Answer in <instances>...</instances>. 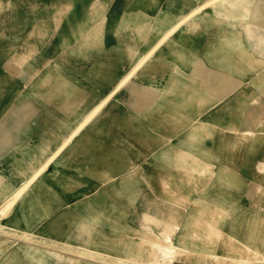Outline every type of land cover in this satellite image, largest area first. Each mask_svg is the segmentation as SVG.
<instances>
[{
  "label": "crops",
  "instance_id": "0c3cea01",
  "mask_svg": "<svg viewBox=\"0 0 264 264\" xmlns=\"http://www.w3.org/2000/svg\"><path fill=\"white\" fill-rule=\"evenodd\" d=\"M32 1L38 8L33 15L27 11L25 0H2L1 3L3 12L10 4L9 26L12 28L7 29L6 36L0 35V41L4 42L0 51L8 54L10 59H24L25 66L22 70L18 68L17 75L12 76L8 69L15 59L10 61L8 58L7 65L4 66L6 60L0 55V71L3 75L17 80L11 82L8 79L1 84L0 104L7 100L8 103L0 108V157L3 155L5 158L8 152L10 158L14 161L17 159L18 179L14 189L18 184L19 188H22L5 212L7 214L11 207L17 204L15 217L5 220V214L0 219V264L4 260L10 264H118L120 260H125L122 255L123 246L118 239L122 230H116L115 236L105 238V234L99 230L100 222L90 220L89 213L86 214L85 204L93 203L97 212H100V207L107 208L113 200L100 197L98 186L94 185L98 183L108 186L113 179L115 183H130L134 179L138 163H145L144 161L147 162V168L151 167V162L153 168L162 167L165 188L161 195L171 197L168 201H184L183 196L185 199H192L196 202L195 207L199 210V215L186 207L175 221L166 217V214L159 217L153 212L135 211L136 227L129 223L126 225L130 237H136L130 241V249L135 247L132 256L139 255L140 249L145 247V254L153 258L157 244L162 243L165 247L171 238L176 243L178 236V246L181 249L188 247L190 251L184 254L187 258L194 257L195 261L203 256V242L209 240L216 254H225L226 258L228 256V264H255L254 260L264 258V171L258 169V164L264 166V147L254 152L250 161L252 163L258 159L253 166L259 173L258 176H242L249 173L245 167L249 153L247 147L240 148L236 153L240 161V176L225 177V180L219 178V182L215 184L231 185L224 188L221 194L219 190L223 186L215 190L214 176L209 177L206 171L208 166L214 168V146H209L212 139L205 140L203 145L189 144L177 134V123L170 124L177 120L200 121L203 120L204 114L200 112L186 116L177 112L170 113V109L166 111L167 97L164 93L165 88L171 87V82L167 81L169 71L174 69L172 72L184 74L180 78L181 82L176 83L178 86L184 81L182 78H188L187 74L191 75L192 70L187 68L189 64L195 65L190 68H195L196 76L198 72H202V65L198 66L197 63L203 54L202 41L214 35L209 34L214 32V11L210 15L199 17L197 14V18H192L189 13L200 5L189 0L182 1L180 10L173 9L176 0H141L135 3L130 1V4H118V1L112 3L113 0ZM44 6L49 9L54 25L50 37L46 39L52 44L50 56L53 59L47 69L43 70L41 64L37 65L40 70H36L32 69L34 65L31 64L39 59V56H34V60H30V72L27 75V61L21 51L15 49L17 44H10L15 43V40L20 41L21 38L25 39L24 35L30 34V39L39 41V44L35 43L34 50L42 51V36H37V19L44 16ZM139 8L154 13L149 24L150 30L145 34L142 43L139 41L144 34L140 36L137 32H131L132 27H127V32H116L113 27L118 25L116 21L119 13L127 16L134 14L135 16L130 18L137 20ZM247 9L248 12L258 10L262 13L264 1L237 0L236 6H231L230 11L225 13L227 20L232 19L240 10ZM184 13L188 16L176 24L177 19ZM29 17L32 19L26 24ZM197 19L204 23L206 31L193 33L192 24H195ZM15 20H18V23H15ZM227 20L222 24L224 27ZM258 20L264 21V17L260 14ZM173 23L177 28L165 37L170 38V42H166L165 38L161 39L162 34L158 30L168 24L164 27L166 29ZM26 25L30 26L29 29ZM199 28L201 29V26ZM59 41L63 42L61 46L56 45ZM74 51L77 54L72 55ZM145 53L147 56L140 66L131 73L128 80L116 88V83ZM61 60L69 70L80 77L62 71L59 68ZM34 73L36 76L32 83L27 85L28 87L25 86L29 81L28 77H32ZM200 74L198 73L199 76ZM16 87H19V90L14 95L13 90ZM25 87L27 88L24 90ZM113 89L115 91H112ZM259 94V99L251 96L253 100L249 102L251 104H248V107L254 106L251 115L253 118L261 117L259 120L262 122L264 92ZM102 98L104 99L101 100ZM24 99H30L26 102L30 107L23 108V105H26L22 104ZM12 102H15L12 109L5 112ZM199 102L194 105L197 106ZM144 104L145 109L141 108ZM36 105H39V108ZM203 106L214 111V104ZM22 115L27 117L23 124L18 121ZM209 117L214 120V114ZM241 117L240 114L235 119L238 125ZM179 133L181 134L180 130ZM16 137L18 139H14ZM43 138L50 143L49 148ZM151 145L157 147L153 153L149 149ZM143 150L146 152L145 160H142L143 156H139ZM11 153L17 156L12 157ZM207 157L211 158V162L207 161ZM107 168L117 171L114 177L107 172ZM177 191L179 195L176 197ZM130 195L128 202L136 201V196H133V193ZM7 197L3 196L2 201ZM114 200L123 202L120 197H115ZM73 201L81 202L83 208H74ZM128 202L120 205L113 214L115 218L120 219V226L129 215ZM203 204L214 210L205 216L206 218L201 216ZM72 210L76 211L77 215L73 216V220L67 219L64 226L67 227L66 230L61 229L63 217H68ZM142 212L146 213L148 220L151 217L153 220L157 218L162 224L159 227L144 226ZM200 225L204 226V233L200 230ZM69 226L80 228V234L88 230V236L72 242L68 235L61 234L64 231L69 233ZM172 227L176 228L174 235H171L174 231ZM152 228L156 231L150 236L148 234ZM133 231L142 234L136 236ZM92 232L96 234L90 235ZM161 233L164 238H160ZM103 242L105 245H101ZM107 243H110L114 250L110 245H106ZM192 245L194 248L190 247ZM80 249H83V256L79 254ZM90 252L93 255L87 254ZM21 253L27 259L25 262H17L16 256ZM48 253H52V256ZM59 259L66 260L62 262ZM173 261L172 264L185 263L181 260ZM143 262L147 264L146 261ZM186 264H189V261H186Z\"/></svg>",
  "mask_w": 264,
  "mask_h": 264
},
{
  "label": "rangeland",
  "instance_id": "374dc122",
  "mask_svg": "<svg viewBox=\"0 0 264 264\" xmlns=\"http://www.w3.org/2000/svg\"><path fill=\"white\" fill-rule=\"evenodd\" d=\"M25 1H26L27 11L30 14L32 13L33 15L34 12H36V10L38 9L36 4L32 0H25ZM116 1H118V4H123V3L130 4V1L135 3L141 0H113L112 3H115ZM182 1L183 0H176L173 9L180 10L181 5L183 4ZM189 1H192L197 4L199 3L200 5V9L198 10L199 17L205 14L210 15L211 13H213L212 11H214V23H213L214 32L209 33L214 35L208 36L202 41L201 51L203 52V54L201 56V59L198 58L200 60L197 63L198 66L202 65V72H198L201 73L200 76L198 75V73L197 76L196 74H194L195 68L194 69L190 68V66L192 67L195 66L194 64H189V67L187 68L192 70V73L191 75L187 74L188 78H182V80L184 81H182V84L179 86L178 84L181 82L180 78L184 74L182 72H172L174 69H171V71H169V73L167 74L168 76L167 81L169 80L171 82V87L165 88L164 96L167 97V99H165V103L167 107L166 111H169L170 109L172 111L171 113L177 112L182 115L186 114V116L200 112L204 114L203 120L200 121L188 122V121L177 120L170 122V124L172 125L174 122L177 123L178 125L176 127V130H178L177 134L180 135L185 140V142L189 144L195 146L203 145L205 140L212 139L209 146H214V168H210V166H208V169H206V171L208 172L209 177L214 176L215 190H219L220 188L219 186H223L219 190V192L222 194L224 192L223 190L231 187V185H220V183L215 184V182H219L218 181L219 178L225 180V177L240 176V173L238 171L240 168L239 167L240 161H238V157L236 156V153L240 150V148L247 147L249 153V155L247 156L248 157L247 162L245 164V167L249 173L247 175L244 174L242 176L259 175L257 170L255 171L254 169L255 167L253 168L255 162L258 159L252 161V163H250V161L252 159L254 152L264 147V121L260 122L259 119L261 117L260 118L252 117L251 110L252 108H254V106L248 107V104H251L249 102L253 100V98H251L252 95H254L256 99H259L260 98L259 92H264V21L258 20L260 14L261 17H264V12L261 13L258 10H252L248 12V9L244 11L240 10L238 13H236L233 16L232 19L227 20L228 16H226L225 13L230 11L231 6H236L237 0H232V2L231 0H229L228 4L225 6L223 5L222 2H220V0H210V1L207 0L208 2H206V0H189ZM211 1L214 2L211 3ZM1 3L2 0H0V4ZM209 3H211V7ZM9 5L10 4L7 5L4 12L3 9L2 11H0V35L6 36L7 29L12 28V26H9V23H11L10 22L11 7ZM185 9H187V7H185ZM48 10L49 9H47V6H44L43 9L44 16L42 17V19L39 20L37 19L38 21L37 36L39 35L42 36V46H43L42 51L38 49L34 50L35 43L39 44V41L30 39V37L32 36L30 34L24 35L26 36L25 39L21 38L20 41L15 40V43L10 44V46L17 44L15 46V49L20 50L21 53L23 54V57L27 61L25 67L27 70V75H29L30 72V70H28L30 69V64H29L30 60H32L34 56L36 55L39 56L38 57L39 59L37 60L33 59L34 63L31 64L32 66L34 65L32 69L36 68V70H40V68H38L37 65H41V64H43L42 67L44 68L43 70L47 69L50 66L51 61L53 59L50 56V47H52V44L51 42L48 43V41L46 40L48 37H50V34L54 28L53 20ZM132 15L133 17L135 16L134 14H128L127 16V14L120 15L119 13L118 19L116 21L118 22V25H116L115 22L114 23L115 26L113 27L116 28V32H127L126 31L127 27L128 29L132 27L131 32L133 33L137 32L140 36L144 34V36L139 41L142 43L143 39L145 38V34H147V31L150 30L149 24L151 22L154 13L147 12L146 10L139 8L138 17H137L138 19L136 20L135 18H130ZM160 15L161 14H159V16ZM125 17H128V19H126ZM192 18H197V14ZM31 19L32 17H29V19H27L26 21V24ZM132 20H133V25H132ZM225 20H227V22L224 24L226 25L224 27L222 24L223 22H225ZM196 21L197 22L195 24H192L193 33L199 31L201 32L206 31L207 27L205 28L204 23H202L200 19L199 20L197 19ZM14 22L18 23V20H15ZM136 22H138L137 26H136ZM166 25L161 26V28L158 31L161 32L162 29L166 27ZM27 26L29 29L30 26L26 25V27ZM199 26H201V29L199 28ZM39 30H41L40 33ZM165 39L166 42H170L169 41L170 38L167 37ZM62 43L59 41L56 42V45L61 46ZM3 44L4 42L0 41V48L2 47ZM73 54H77V52L74 51V53L72 52V55ZM0 55L1 57L5 58L6 62L4 66H6L9 55L3 54L2 51H0ZM81 55L87 56L86 54H81ZM13 59H10V61L11 60L13 61L11 62L12 64L10 69H8V71L11 72L12 76L17 75L16 72L18 71V68L22 70L25 66L24 59H18L17 57ZM62 61L63 60H61L59 64V68L62 69V71H66V73L69 72L71 76L74 75L76 76L74 72L69 70L67 66L62 63ZM2 76L5 77V79ZM34 76H36L35 73L33 74L32 77L31 76L28 77L29 81L25 86L30 85L32 83ZM77 76H79V74ZM8 79L11 82L14 81L17 82L15 78L5 76L3 75V72L0 71V90L2 88L1 84H4ZM175 84L176 86H174ZM27 87H25L24 90ZM248 87H252V88L250 89ZM18 90L19 87H16L13 90L14 91L13 94L16 95ZM1 96L2 93L0 94V97ZM4 97L6 100L7 99L6 92ZM145 98L146 96L143 97V99ZM11 100L12 99H10V101ZM29 100L30 99L22 100V104L26 103ZM7 101L1 103L0 108H3V106H5L8 103ZM197 101L200 102L198 103L197 106H195L194 104H196ZM14 103L15 102H12L11 105L6 108L5 112L10 111ZM210 103L214 104V111L211 110V108L209 109L208 107L203 106L204 104H210ZM27 106L30 107V105L26 103V105H23V108ZM36 107L39 108V105H36ZM144 107L145 104L142 105L141 108ZM13 112L15 111H12V113ZM211 114H214V120L211 117H209V115ZM240 114L242 117L240 118L238 125V122H236L235 119L238 118ZM26 119L27 117L25 118V116L22 115L20 116V119L18 121L23 124ZM171 128L173 130L175 129L172 126ZM179 130L181 134L179 133ZM213 135H214V139H213ZM17 137L14 139H18ZM43 139L45 140L44 141L45 145L46 146L48 145L47 147L49 148L50 143L49 144L47 143L46 138ZM154 146L155 145H151L149 148L150 150H152L151 153H153V151L157 149V147ZM9 154L10 153L7 152L5 154V158H3V155L0 157V175L3 177L2 181H0L1 183L0 204L3 202L2 201L3 196L7 197L9 193L12 192L15 183L17 182L18 179L17 159L14 161L13 158L9 157ZM145 154L146 152L143 150V153H140L139 156H141V158L143 156L144 158ZM14 155L17 156V154L11 153L12 157ZM142 160H145V158ZM207 161L211 162V158L207 157ZM144 162L145 163L142 162L138 163V168L135 170L136 173H134L135 176L133 174L134 179L130 183H126V184L115 183L113 179L111 180V183L108 184V186L98 183H96L97 185L92 184L94 186H98L97 189H99L98 191H100L101 193L100 197H106L113 200L108 204L107 208L102 209V207H100L101 209L100 212H97L95 210L97 207L93 203H91V205L90 203L85 204L86 207L85 209H87L85 210L86 214L89 213L90 220L100 222L101 225L99 227V230L101 231V233L105 234L104 235L105 238L106 237L110 238L112 236H115L116 230L117 231L122 230V234L118 239L122 243L123 246L122 255L126 259L123 261L120 260L118 264H128V263L143 264L145 263L143 261H146L147 264H172L171 262L173 260L175 261L181 260L185 262V263L177 262L176 264H186V261H189V264H201L202 261L204 262V264L205 263L228 264L226 263V260H228V256L226 258L225 254H221V253L216 254V252H214L215 251L214 246L210 244L211 243L210 240L203 242L204 243L202 248L203 256L200 257L199 260L195 261L196 259L194 257L187 258L188 256L185 255L184 253L186 252L188 253L190 249L188 247L187 248L183 247L184 249H181L178 246V243H180L178 236L176 238L177 241L176 243L172 238L171 241H169L166 238L168 241L165 247L163 246L162 243L157 244L156 247L154 248L155 256L153 258L151 257L149 258L148 255L145 254L146 253L145 247L143 249L142 248L140 249L141 252L139 253V255L137 254L135 256H132L135 247L133 249H130L131 246L130 241L136 239V237H132V238L130 237L129 233L127 232L126 225L129 223L136 227L135 225L136 212H141L142 210H145L147 212L148 211L153 212L159 217H163L166 214L167 216L166 215L165 216L168 217L170 220L173 219L176 221L180 217L183 209L188 207L196 215H199L198 212L199 210L195 207L196 202L192 201V199L188 200L187 198L185 199V197L183 196L182 199H184V201H181L179 199L175 201L174 200L168 201V198L171 197H166L165 195H161L163 193V188H165V181L162 179L163 176L162 167H159V169H157V167L153 168L154 166L151 162L150 165L151 167L147 168L146 167L147 162L146 161ZM49 168L50 170H52V165H50ZM258 169L264 171V166L258 164ZM107 172L114 177L117 171H115L112 168H107ZM189 185L192 186L193 184H189ZM159 192L160 194H158ZM131 193H133V196H136L137 199L135 200L137 202L136 201H132V202L130 201V203L128 202ZM178 195H179V191L175 193L176 197ZM118 196L120 197V200H123V202L114 200L115 197L119 199ZM124 202L129 203L130 211H129V215L125 217L122 226H120L118 225V221L120 219L118 217L115 218L113 214L120 205L122 204L124 205ZM199 203H203V202H199ZM72 204H74V208L75 206H78V209L83 208V204L81 202L79 203L78 201H73ZM205 206L206 205L203 204V208H201V212H202L201 216H203L204 218H206L205 216H207L211 211H214L211 207L209 208ZM17 209H18V205L17 204L13 205L10 211H8V213L6 214L7 217H5V220L15 217V214L17 213ZM75 215H77V212L72 210L71 212H69L68 217L66 218L63 217L61 223V229L66 230L67 227L64 226L67 223V219L69 221L73 220L74 218L73 216ZM154 219L156 221L153 220L152 217L148 220V218L146 217V213L142 212V223L144 226L147 227L148 225H154L155 227H159L162 224L161 221L158 222L157 218ZM204 223L207 224V221L204 220ZM203 227H204L203 225H200L199 227L200 230H202V233H204ZM68 228H70L71 230L69 233H66L64 231L61 234L68 235V239H70L72 242L80 241L82 238L88 236V232H89L88 230H85L87 232L83 231L80 234L78 233L80 228L70 227V226ZM221 228H223V226H221ZM152 229L153 230H150L148 234L150 236H152L153 232L156 231L154 228ZM172 230L174 231L171 233V235H174L176 228L174 227ZM95 234L96 233L92 232L90 235H95ZM138 234H142V233L134 232V235L137 236ZM160 238H164L162 233L160 234ZM222 238H221V242L223 241ZM160 241L163 242L162 240ZM104 242L101 243V245H105ZM106 245H110L111 249L114 250L113 246L110 243H107ZM50 246L51 245L49 244L48 247L50 248ZM190 247L194 248V245ZM180 251L182 253H180ZM51 254L52 253H48V255ZM16 257L18 258L17 262H25L27 260L22 253L19 256L17 255ZM127 258L128 260H130V262L127 261ZM106 259H108V257ZM59 260L65 262L66 259L63 260L59 259ZM254 261L255 264H264V258H257ZM4 263L10 264L9 262H6V260H4L2 264Z\"/></svg>",
  "mask_w": 264,
  "mask_h": 264
},
{
  "label": "bare ground",
  "instance_id": "6f19581e",
  "mask_svg": "<svg viewBox=\"0 0 264 264\" xmlns=\"http://www.w3.org/2000/svg\"><path fill=\"white\" fill-rule=\"evenodd\" d=\"M208 1H210V0H208ZM207 1V2H208ZM220 2H222L223 3V5L225 6V5H227L228 4V0H220ZM231 2H232V0H231ZM222 5V6H223ZM199 8L200 7H198V5H197V8L195 9V10H193V11H191V13H189V16L190 17H193V16H196V14H198V12H196V11H198L199 10ZM2 9H3V7H2V5L0 4V11H2ZM195 11V12H194ZM186 16H188L187 15V13L185 14H183L182 16H181V18L178 20L177 19V23L176 24H178V22H180V21H183L184 19H182V18H185ZM182 19V20H181ZM175 24V25H176ZM174 25V23L173 24H171L170 26H168L166 29H162V31H161V39L162 38H165L167 35H169V34H171V33H173L175 30H176V28H177V25L175 26ZM158 42V41H157ZM156 45V44H155ZM151 49H153V47L151 48ZM150 51V50H149ZM147 52V51H146ZM149 54V53H148ZM146 53L144 54V55H142L141 57H139V59L134 63V65L133 66H131V68L126 72V74L125 75H123V77L119 80V82L118 83H116V88L117 87H120V85L123 83V82H125L126 80H128V78L131 76V73H133V71L135 70V69H137V67L138 66H140V64L144 61V59L146 58ZM147 60V59H146ZM145 60V61H146ZM145 63V62H144ZM160 66V65H159ZM114 88V87H113ZM115 88V89H116ZM150 88V87H149ZM115 89H113L112 91H115ZM118 90V89H117ZM104 98H102L101 100H103ZM101 102V101H100ZM96 106V105H95ZM99 107H100V105H99ZM94 108V107H93ZM89 112V111H88ZM172 111L170 110V113H171ZM89 114V113H88ZM87 114V115H88ZM87 118V117H86ZM83 120V119H82ZM84 120H86V119H84ZM81 121V120H80ZM80 121H79V123H80ZM82 122V121H81ZM213 125V124H212ZM248 133V132H247ZM76 134V133H75ZM63 141V140H62ZM173 141V140H172ZM41 168V167H40ZM40 168L38 169V171L40 170ZM38 177V176H37ZM28 178V177H27ZM36 178V176L34 177V179ZM2 179H3V177L0 175V181H2ZM25 181V180H24ZM32 181H34V180H32ZM21 184V183H20ZM26 187V186H25ZM43 188V187H42ZM22 188L20 187L19 188V184H18V186L15 188V189H13L12 190V192L9 194V196L3 201V203H1L0 204V219L2 218V216L3 215H5L6 213V209L7 208H9L10 207V205L12 204V202L15 200V198H17V196L19 195V193H20V190H21ZM24 190V189H23ZM44 197V196H43ZM0 225H2V222H0ZM93 225V224H92ZM7 231H9V230H7ZM9 234H10V232H9ZM26 234H29V233H26ZM21 235H23V234H21ZM25 235V234H24ZM35 235V234H34ZM26 236V235H25ZM48 239V238H47ZM50 240V239H49ZM156 242V241H155ZM154 243V242H153ZM159 243V242H158ZM171 245V244H170ZM169 246V245H168ZM167 246V247H168ZM80 248H81V246H80ZM174 248V247H173ZM170 249H172V248H170ZM176 249V248H175ZM90 250H92V249H90ZM177 250H179V249H177ZM181 250V249H180ZM86 251V250H85ZM182 251V250H181ZM180 251V252H181ZM171 252V251H170ZM178 252V251H177ZM85 253V252H84ZM102 253V252H101ZM166 253V252H165ZM79 254L81 255V256H83V249H80L79 250ZM87 254H90V255H93L92 254V252H90V253H87ZM96 254V253H95ZM176 254V253H175ZM76 255V254H75ZM89 255V256H90ZM99 255H100V253H99ZM102 255V254H101ZM172 255H173V253H172ZM96 256V255H95ZM106 256V255H105ZM105 256H104V258H105ZM88 257V256H87ZM93 257V256H92ZM104 258H101V259H104ZM173 258V257H172ZM95 259V258H94ZM161 259V258H160ZM96 260H98V259H96ZM100 260V259H99ZM105 260V259H104ZM111 260V259H110ZM112 260H113V258H112ZM170 260H171V258H170ZM127 261L128 262H130V260H128V258H127ZM133 262V261H132ZM111 264H114V262H110ZM124 263V262H123ZM129 264V263H128Z\"/></svg>",
  "mask_w": 264,
  "mask_h": 264
}]
</instances>
